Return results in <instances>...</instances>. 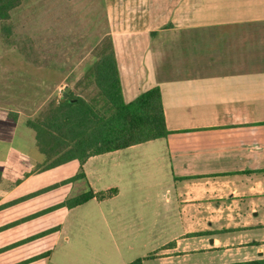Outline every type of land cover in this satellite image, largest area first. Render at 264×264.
Here are the masks:
<instances>
[{"label": "crops", "instance_id": "obj_1", "mask_svg": "<svg viewBox=\"0 0 264 264\" xmlns=\"http://www.w3.org/2000/svg\"><path fill=\"white\" fill-rule=\"evenodd\" d=\"M103 2L125 102L159 87L170 131L167 138L123 150L163 140L161 151L169 156L174 183L157 196L159 207L139 208L148 200L143 186L126 192L111 183L97 187L102 176L94 180L87 169L95 157L122 150L90 157L83 165V180L107 197L56 210L59 218L88 209L85 218L69 220L76 229L64 238L66 247L71 238L77 251L90 245L84 262L91 263L77 264H128L136 257L145 258L143 264H182L198 252L215 255L209 264L264 258V0ZM23 61L12 55L0 58V141L9 144L7 151L16 158L27 146L37 147L35 134L29 136L26 126L31 116L24 111L34 103L22 97L28 94L29 79ZM93 61L81 60L77 66L69 58L66 62L74 66L54 92L71 90L67 83ZM28 62L35 65L33 92L41 96L37 114L45 105L44 66L40 59ZM12 112L18 114L17 121L10 118ZM122 196L129 200L122 202ZM173 216L182 225L175 236ZM191 223L200 235L188 237L194 232ZM59 225L55 242L64 230ZM52 248L45 264L51 263Z\"/></svg>", "mask_w": 264, "mask_h": 264}, {"label": "rangeland", "instance_id": "obj_2", "mask_svg": "<svg viewBox=\"0 0 264 264\" xmlns=\"http://www.w3.org/2000/svg\"><path fill=\"white\" fill-rule=\"evenodd\" d=\"M12 16V23L0 22V58L12 55L26 63L23 67L26 72L28 70L29 79L25 82L28 94L22 97L34 103L24 111L26 115L33 117L36 115V102L41 96L33 92L35 88L32 87V73L35 65L28 61L40 59L43 63L45 89L47 88L44 107L52 98L64 97L63 89L56 92L54 89L68 67L74 66L73 62L66 61L69 58L76 60L75 65L78 66L82 64L81 60L93 58L95 46L108 33L104 2L103 0H23L22 5L12 11ZM5 24L11 25L9 35L2 30ZM80 72L78 79L67 83V86L72 88L69 92L74 90L77 94L82 90V88L76 89V83L85 74L84 68L80 69ZM61 82L64 80L62 79ZM91 89L92 87L87 89L83 95ZM2 120L4 116L0 112V127L4 123L1 122ZM28 130L29 136H32L34 132ZM164 146V141L159 140L144 144L135 150H122L117 154L98 156L87 164V169L93 173L91 177L94 180L102 176V181L97 182V187L111 183L117 185L121 191H125L143 186L142 189L146 192L148 200H144L143 206L139 208L159 207L157 196H162L161 192L174 183L171 178L169 156L163 150L166 156L162 157L161 149ZM9 147L8 143L0 141V264H19L32 260L44 255L52 246L50 264H69V259L74 264L91 263L88 260L84 262L91 252L89 244H86L83 251H77L75 240L73 244L71 238L69 247H66L64 241V238L71 237L73 230L76 229L69 220L73 218L76 222V218H85L84 211L88 212L86 207L62 215L59 217L60 222L58 215L55 214L56 211L41 214L44 210L58 205L60 199L65 200L88 190V182L83 179L69 186L49 190L52 186L77 176L81 171L79 163L72 162L48 171H38L37 166L44 162V155L37 147L27 146L26 152L20 158L7 151ZM174 188L175 186L171 191L173 201ZM43 191L45 192L41 193ZM121 198L124 203L129 200V197ZM173 207L175 209L176 202ZM26 218L30 219L25 220ZM59 224L63 225L64 230L58 242H55L56 232L42 236L48 230L60 227ZM172 228L174 236L182 232V225L174 216ZM189 230L194 232L188 237H193L192 234L197 233L196 224L191 223ZM139 258L141 257H136L134 260ZM215 260L214 254L198 252L189 254L182 264H209ZM44 261L40 259L30 264H45ZM147 264H160V262L149 261Z\"/></svg>", "mask_w": 264, "mask_h": 264}, {"label": "trees", "instance_id": "obj_3", "mask_svg": "<svg viewBox=\"0 0 264 264\" xmlns=\"http://www.w3.org/2000/svg\"><path fill=\"white\" fill-rule=\"evenodd\" d=\"M22 3L23 0H0V22H10L12 11ZM2 30L9 35L11 25L5 24ZM92 55L93 63L76 83V89L82 88L80 93L76 94L74 90L64 92V101L60 97H54L46 107L26 120V126L35 134L38 150L44 155V162L37 166L38 171H48L72 162H78L80 165L81 171L77 176L62 181L49 190L84 179L83 165L90 157L167 138L170 134L166 126L159 87H153L131 102H125L110 34L95 46ZM91 87L92 89L83 95V92ZM17 116L18 114L13 112L10 114L14 121H17ZM106 197V192H94L89 188L44 210L41 214H48L60 208L74 209L94 198L102 200ZM28 219L30 218L25 220ZM59 230L60 227L53 228L42 236ZM200 234L195 233L192 236ZM50 253L47 251L40 257L19 264L47 259ZM144 260L145 258H139L128 264H143ZM226 264H264V258Z\"/></svg>", "mask_w": 264, "mask_h": 264}, {"label": "water", "instance_id": "obj_4", "mask_svg": "<svg viewBox=\"0 0 264 264\" xmlns=\"http://www.w3.org/2000/svg\"><path fill=\"white\" fill-rule=\"evenodd\" d=\"M69 90H70V88L69 87H67V88H65V92H69ZM64 97L61 99L62 101H64Z\"/></svg>", "mask_w": 264, "mask_h": 264}]
</instances>
